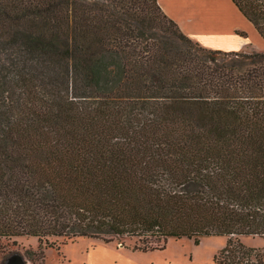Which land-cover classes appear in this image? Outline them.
<instances>
[{
	"label": "trees",
	"instance_id": "trees-1",
	"mask_svg": "<svg viewBox=\"0 0 264 264\" xmlns=\"http://www.w3.org/2000/svg\"><path fill=\"white\" fill-rule=\"evenodd\" d=\"M231 1L264 40V0ZM209 236L264 264L241 242L264 238V52L204 48L157 0H0V238Z\"/></svg>",
	"mask_w": 264,
	"mask_h": 264
},
{
	"label": "rangeland",
	"instance_id": "rangeland-1",
	"mask_svg": "<svg viewBox=\"0 0 264 264\" xmlns=\"http://www.w3.org/2000/svg\"><path fill=\"white\" fill-rule=\"evenodd\" d=\"M253 51L255 50L249 49L244 52ZM241 242L248 248L264 250V238L262 237L244 236L241 237ZM93 243L108 245L109 250L91 252L90 245ZM126 243L127 246H123L117 242L105 244L94 239L78 238L74 241L49 239L40 244L38 239L33 237L0 238V264L13 255L23 257L26 264H84L90 254L94 255L95 264H109L116 259L124 263L129 261L132 264H216L214 258L226 248L228 237H204L198 245L187 238L169 239L165 250L149 253L133 252V242L127 241ZM29 251L36 253L33 262L27 259Z\"/></svg>",
	"mask_w": 264,
	"mask_h": 264
},
{
	"label": "crops",
	"instance_id": "crops-1",
	"mask_svg": "<svg viewBox=\"0 0 264 264\" xmlns=\"http://www.w3.org/2000/svg\"><path fill=\"white\" fill-rule=\"evenodd\" d=\"M157 1L164 13L179 25L185 35L204 48L224 52H242L249 49L264 52L263 38L231 0ZM90 248L91 252L109 250L108 245L99 243H93ZM93 256L90 254L84 264H95ZM128 263L132 264L116 259L109 264Z\"/></svg>",
	"mask_w": 264,
	"mask_h": 264
},
{
	"label": "water",
	"instance_id": "water-1",
	"mask_svg": "<svg viewBox=\"0 0 264 264\" xmlns=\"http://www.w3.org/2000/svg\"><path fill=\"white\" fill-rule=\"evenodd\" d=\"M2 264H26L25 259L20 255H13L6 258Z\"/></svg>",
	"mask_w": 264,
	"mask_h": 264
}]
</instances>
